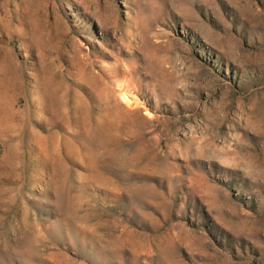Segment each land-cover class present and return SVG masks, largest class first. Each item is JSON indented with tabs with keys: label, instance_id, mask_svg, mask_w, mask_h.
<instances>
[{
	"label": "rangeland",
	"instance_id": "obj_1",
	"mask_svg": "<svg viewBox=\"0 0 264 264\" xmlns=\"http://www.w3.org/2000/svg\"><path fill=\"white\" fill-rule=\"evenodd\" d=\"M0 264H264V0H0Z\"/></svg>",
	"mask_w": 264,
	"mask_h": 264
}]
</instances>
